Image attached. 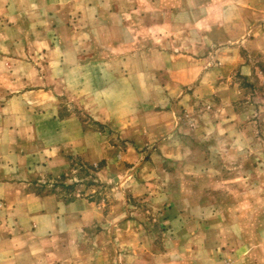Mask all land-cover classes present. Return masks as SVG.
<instances>
[{
    "label": "rangeland",
    "instance_id": "374dc122",
    "mask_svg": "<svg viewBox=\"0 0 264 264\" xmlns=\"http://www.w3.org/2000/svg\"><path fill=\"white\" fill-rule=\"evenodd\" d=\"M4 2L10 3L0 0L3 8ZM17 2L19 21L27 24L11 27L0 14V31L7 26V36L28 40L52 34L64 43L78 32L79 48L87 51L82 60L123 57L124 62L139 54L147 67L149 49H197L204 58L208 52L237 48L252 36V27L262 29L264 37V11L247 8L243 0H82L80 4H90L92 12L85 17L88 24L84 18L79 21L82 9L70 14L69 18L78 17L76 25V20L60 24L57 16L45 21L44 0ZM260 39L249 44L251 55L247 47H238L239 56L252 65L250 77L229 67L215 74L243 89L232 106L221 103L215 93L218 84H142L150 83L148 72L141 75V84H123L115 97L105 99L112 120L94 119L83 105L70 101L65 107L70 106L84 128L100 133L104 148L94 164L64 153L68 166L54 175L42 169L48 155L40 150V138L30 131L23 138L6 133L1 120L10 95L40 85L16 81L13 61L18 57L9 67L0 62V180L19 175L14 166L32 163L37 167L34 188L52 189L62 202L78 199L95 210L92 226L84 227L76 236V247L59 259L71 260L67 264H264V38ZM28 47L34 58L42 48L29 43ZM213 64L226 66L221 59ZM1 166H6V173ZM101 231L102 239L91 236ZM53 260L46 256L42 264Z\"/></svg>",
    "mask_w": 264,
    "mask_h": 264
},
{
    "label": "crops",
    "instance_id": "0c3cea01",
    "mask_svg": "<svg viewBox=\"0 0 264 264\" xmlns=\"http://www.w3.org/2000/svg\"><path fill=\"white\" fill-rule=\"evenodd\" d=\"M7 1L10 3L4 2V8L0 6V14L6 17L3 21L11 27L24 26L26 22L21 24V20L19 21L17 0ZM81 1L44 0L46 6L40 7L45 9L47 17L40 15L46 18L45 21L57 16V22L60 24L76 20V25L78 17L69 18L70 14L82 9L79 14V21H82L87 18V13L92 12L91 6H88L90 4L82 5ZM243 2L247 8H259L264 11V0ZM62 4L68 5V10L62 7ZM50 13L52 16H49ZM86 20L88 24L89 20ZM30 23L32 22H28ZM6 28L7 26H4V32L0 31V62L9 67L12 66L13 57H18L13 61L16 63L14 72L19 74L16 81H23L25 85L40 86L33 89L28 87L10 95L6 99V111L1 120L5 122L6 133L23 138L29 136L27 134L30 131L31 135L40 138V150L44 155H48L42 169L51 175L67 168L64 153L76 154L89 164L96 163L102 157L104 146L99 141L100 133L83 127L82 121L70 106L65 107L70 101L83 105L94 119L112 120L113 116L105 110V99L115 97V92L123 84H141V75L148 72L149 77L151 75L150 83L142 84H171L172 88L188 87L190 84H218L215 93L221 103L232 106L230 104L239 99L238 93H242L243 89L238 88L236 82L225 81L223 74H215L229 67L236 68L245 78L250 77L252 65L239 56L238 47H247V52L251 55L254 51L248 47L249 44L262 40L261 36L264 38L262 29L259 30L255 26L249 31L252 36L241 42L237 48L208 52L204 58L199 57L197 49L184 50L187 51L185 53H176L171 49H149L146 52L148 60L145 67L140 62L139 54L127 58L124 62L123 57L107 60L91 57L82 60L81 54H86L87 51L79 48L82 40L78 32L64 43L60 36L52 34L29 40L23 35L7 36ZM259 31L262 35H257ZM87 37H91V32ZM18 43L21 44L20 47ZM28 43L42 46L41 49L38 48L36 58L30 55ZM25 50L29 52L28 56L23 52ZM38 58H41V61H36ZM214 59H221L226 66H215ZM126 69L129 70L128 74L131 73L128 77L125 75ZM45 84L52 86L46 88ZM93 106L98 108L94 110ZM114 120L119 121L118 118ZM25 156H30L34 161L32 155ZM35 166L28 162L14 166L13 168L19 170V175H9L7 178L4 175L0 180V264H42L46 256L56 259V262L53 260L51 264H67L71 260L59 259L58 256L67 254L70 248L76 247V236L82 233L84 227H91L93 224L95 210L89 203L78 199L65 203L59 200L57 193L52 189L40 191L34 188L32 184L35 179L32 176L35 168L37 169ZM1 167L3 174L6 173V166ZM104 233L101 231L91 236L102 239ZM57 246L59 248L54 250Z\"/></svg>",
    "mask_w": 264,
    "mask_h": 264
},
{
    "label": "trees",
    "instance_id": "16d2710c",
    "mask_svg": "<svg viewBox=\"0 0 264 264\" xmlns=\"http://www.w3.org/2000/svg\"><path fill=\"white\" fill-rule=\"evenodd\" d=\"M92 168V167H91Z\"/></svg>",
    "mask_w": 264,
    "mask_h": 264
}]
</instances>
